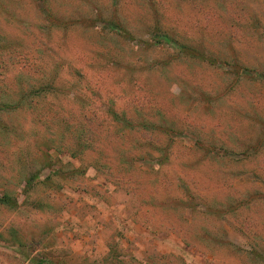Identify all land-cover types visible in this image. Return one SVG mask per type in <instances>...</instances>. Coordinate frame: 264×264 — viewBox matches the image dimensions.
Listing matches in <instances>:
<instances>
[{
	"label": "rangeland",
	"instance_id": "obj_1",
	"mask_svg": "<svg viewBox=\"0 0 264 264\" xmlns=\"http://www.w3.org/2000/svg\"><path fill=\"white\" fill-rule=\"evenodd\" d=\"M0 264H264V0H0Z\"/></svg>",
	"mask_w": 264,
	"mask_h": 264
},
{
	"label": "trees",
	"instance_id": "obj_2",
	"mask_svg": "<svg viewBox=\"0 0 264 264\" xmlns=\"http://www.w3.org/2000/svg\"><path fill=\"white\" fill-rule=\"evenodd\" d=\"M40 2H41V0H40ZM115 24V23H114ZM115 26H117L116 24H115Z\"/></svg>",
	"mask_w": 264,
	"mask_h": 264
}]
</instances>
